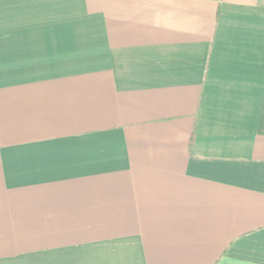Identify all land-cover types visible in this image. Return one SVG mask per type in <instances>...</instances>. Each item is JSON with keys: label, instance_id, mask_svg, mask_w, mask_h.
Returning <instances> with one entry per match:
<instances>
[{"label": "crops", "instance_id": "1", "mask_svg": "<svg viewBox=\"0 0 264 264\" xmlns=\"http://www.w3.org/2000/svg\"><path fill=\"white\" fill-rule=\"evenodd\" d=\"M0 264H264V0H0Z\"/></svg>", "mask_w": 264, "mask_h": 264}]
</instances>
